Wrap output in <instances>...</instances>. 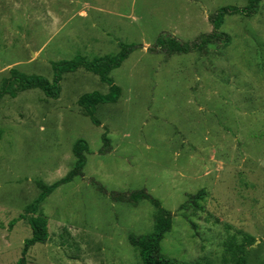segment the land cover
Masks as SVG:
<instances>
[{"label": "rangeland", "instance_id": "rangeland-1", "mask_svg": "<svg viewBox=\"0 0 264 264\" xmlns=\"http://www.w3.org/2000/svg\"><path fill=\"white\" fill-rule=\"evenodd\" d=\"M247 0H0V88L11 69L51 80L53 63L114 55L139 44L109 76L115 102L82 113L80 95L109 86L84 69L65 72L57 98L35 87L0 95V264H15L31 236L24 207L73 168L82 175L38 206L48 238L26 264H142L129 237L152 232L171 213L162 253L197 264H264V0L251 16L226 15L227 45L168 54L157 38L191 43L209 17ZM102 134L110 149L99 153ZM144 189L159 201L112 193ZM200 194L197 208L192 196ZM236 251V252H235Z\"/></svg>", "mask_w": 264, "mask_h": 264}, {"label": "trees", "instance_id": "trees-1", "mask_svg": "<svg viewBox=\"0 0 264 264\" xmlns=\"http://www.w3.org/2000/svg\"><path fill=\"white\" fill-rule=\"evenodd\" d=\"M260 0H247L243 8L234 6H224L216 10L214 14L209 17L212 24V31L203 33L191 43H184L177 40L175 37L163 35L157 38L153 46L146 49L150 51H164L166 53H186L190 51H200L207 45L216 44L227 45L230 41V36L221 31V26L224 23L226 15L243 13L246 16H251L257 12ZM120 50L114 55H103L95 57L91 60L83 56H76L71 60H63L53 63L54 70L52 79L35 74H24L17 69H11L9 76L3 78L0 95L10 93L13 97L17 92L35 87L40 89L46 97L57 98L60 92L59 82L62 74L75 70L77 67L96 74L100 80L109 86L108 92L101 94L99 92H90L80 95L77 100L82 113L90 118V120L99 125V121L94 117L95 106L99 103H111L118 99L120 88L113 83L112 78L109 76L110 72L119 67L122 62L128 57L133 49L140 47L139 44L120 43ZM110 149L109 139L105 134H102V148L99 153H104ZM89 152L87 143L83 139H78L72 146V153L75 158L73 168L61 179L46 185L42 181H37L38 188L37 196L24 207V212L19 215L20 218H25L31 229V236L26 238L23 242L21 255L15 264H26V253L28 249L36 243H45L48 238L47 233V217L38 214V206L45 198L59 185L71 181L75 176L82 175V169L85 165V153ZM200 194L192 196L191 202L196 206V200ZM112 197L120 198L125 201H132L134 199H146L154 206H159V201L146 193L144 189L135 190L132 192L112 193ZM171 213L164 209L159 208L156 215V222L151 233L144 236H130L129 243L138 251L142 264H197L195 262L180 261L171 258L161 251L160 242L165 234L171 229ZM236 252V251H235ZM237 259L240 264H246L245 258L240 251L236 252Z\"/></svg>", "mask_w": 264, "mask_h": 264}]
</instances>
